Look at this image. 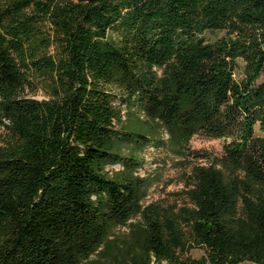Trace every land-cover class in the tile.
<instances>
[{
  "label": "trees",
  "instance_id": "16d2710c",
  "mask_svg": "<svg viewBox=\"0 0 264 264\" xmlns=\"http://www.w3.org/2000/svg\"><path fill=\"white\" fill-rule=\"evenodd\" d=\"M257 127L264 0H0V264H264ZM151 146L185 187L146 204Z\"/></svg>",
  "mask_w": 264,
  "mask_h": 264
},
{
  "label": "rangeland",
  "instance_id": "374dc122",
  "mask_svg": "<svg viewBox=\"0 0 264 264\" xmlns=\"http://www.w3.org/2000/svg\"><path fill=\"white\" fill-rule=\"evenodd\" d=\"M220 32H209L206 37L209 39L221 35ZM38 99L45 97L43 91L35 96ZM257 135L264 137V132L257 127ZM191 146L199 155L201 162H207V157L221 156L224 149V140L207 138L204 136H195L191 141ZM207 155V156H205ZM146 162L144 167L140 169L142 176L150 179L151 186L149 194L145 199V203H151L160 200L174 199V193L181 191L185 187L183 170L184 168L178 162V156L169 152L167 148L149 147L145 152ZM127 228H120L117 233H124ZM192 255L200 258L204 255L202 249H194ZM241 264H255L253 262H243Z\"/></svg>",
  "mask_w": 264,
  "mask_h": 264
}]
</instances>
